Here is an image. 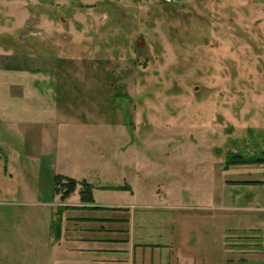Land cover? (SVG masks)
I'll return each mask as SVG.
<instances>
[{"label":"rangeland","instance_id":"obj_1","mask_svg":"<svg viewBox=\"0 0 264 264\" xmlns=\"http://www.w3.org/2000/svg\"><path fill=\"white\" fill-rule=\"evenodd\" d=\"M0 66L46 72L55 90L59 120L35 140L43 155L31 195L61 196L55 168L97 186L98 204L142 205L154 228L223 205L231 228L257 222L237 214L264 215V201L245 210L246 190L237 198L224 182L262 163L223 171L231 154L264 156V0H0ZM129 184L135 200L98 188ZM49 210L17 205V220L27 211L45 223ZM211 222L216 240L223 223ZM56 241L42 226L6 231L0 264H89Z\"/></svg>","mask_w":264,"mask_h":264},{"label":"crops","instance_id":"obj_2","mask_svg":"<svg viewBox=\"0 0 264 264\" xmlns=\"http://www.w3.org/2000/svg\"><path fill=\"white\" fill-rule=\"evenodd\" d=\"M59 115L55 90L48 73L0 66V235L31 225L38 228L42 226L49 236L52 209L63 205L67 208L60 215L61 234L53 246L62 253L73 251L74 257L78 255L77 259L89 264H264V215L237 214L236 219L240 224L245 220H257L260 224L256 222L231 228L225 225L228 219L224 209L227 207L223 205L216 206L221 210L217 214L185 212L179 223L171 228L168 225L159 228V224L154 228L143 214L142 205L135 202L129 205L121 202L98 204L94 193V187L97 186L92 189L94 202L89 205L91 207L79 201V194L78 199H72L75 192L63 202L59 195L53 196L52 193L49 202L31 195L32 184L41 170L38 161L43 155L41 151L35 150L38 147L35 140L41 145L44 139L51 136ZM247 166L254 165H240L244 169ZM255 167L246 168L247 172L242 176L229 174L228 179L224 178L225 183L238 188L235 189L238 191L237 198H241V191L246 190L245 197H248L243 207L248 211L260 208L264 201V184L253 183L264 180V163L256 164ZM223 171L228 173L231 169L226 170L224 167ZM52 173L72 177L70 172L62 169L54 168ZM72 178L82 180L77 176ZM106 186L110 185L98 188L115 190L103 188ZM254 187L262 188L261 194H252ZM75 191L78 192V189ZM120 191L129 193L130 199L135 200L132 186ZM29 204L39 208L50 207L49 218L45 223L42 221L34 225L27 211L24 214L22 212V220H17V205ZM194 218L200 223L199 227L193 226ZM215 220L223 223L220 224V235L216 240L210 231L214 227L211 221ZM203 222L209 227L204 228ZM235 228L241 230L238 232L239 243L226 245V236ZM245 230L248 235L242 234Z\"/></svg>","mask_w":264,"mask_h":264},{"label":"trees","instance_id":"obj_3","mask_svg":"<svg viewBox=\"0 0 264 264\" xmlns=\"http://www.w3.org/2000/svg\"><path fill=\"white\" fill-rule=\"evenodd\" d=\"M252 163H264V156L262 157H245L241 156L240 154H231L227 157L225 161V168L228 165L232 164H252ZM53 191L55 194H61L60 198L65 199L71 193L75 192L78 186V194L80 197V202L82 204L91 205L93 200L92 189L93 185L86 180H76L72 177L62 175V174H54L53 175ZM254 184L261 183V181H253ZM112 188L115 190H128L129 187L126 185H115V186H106L105 188ZM91 207V206H90ZM67 206H64L66 209ZM62 208H57L56 213L51 217L50 224H49V231L52 237L55 240L60 238L61 234V217L60 212Z\"/></svg>","mask_w":264,"mask_h":264},{"label":"water","instance_id":"obj_4","mask_svg":"<svg viewBox=\"0 0 264 264\" xmlns=\"http://www.w3.org/2000/svg\"><path fill=\"white\" fill-rule=\"evenodd\" d=\"M174 2H182V1H185V0H172Z\"/></svg>","mask_w":264,"mask_h":264},{"label":"flooded vegetation","instance_id":"obj_5","mask_svg":"<svg viewBox=\"0 0 264 264\" xmlns=\"http://www.w3.org/2000/svg\"><path fill=\"white\" fill-rule=\"evenodd\" d=\"M183 2V1H182ZM178 3H180V2H178Z\"/></svg>","mask_w":264,"mask_h":264}]
</instances>
